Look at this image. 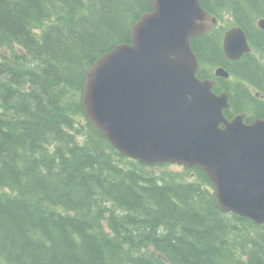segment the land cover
Listing matches in <instances>:
<instances>
[{"label":"trees","instance_id":"1","mask_svg":"<svg viewBox=\"0 0 264 264\" xmlns=\"http://www.w3.org/2000/svg\"><path fill=\"white\" fill-rule=\"evenodd\" d=\"M11 1L0 0V264H264V223L221 211L199 167L128 158L84 116L88 67L130 41L151 1L49 0L40 21ZM199 2L246 34L264 17V0ZM224 27L191 40L199 77L232 63ZM253 40L264 48V34ZM235 68L264 90V66L246 56ZM237 87L225 116L261 115L264 105Z\"/></svg>","mask_w":264,"mask_h":264},{"label":"water","instance_id":"2","mask_svg":"<svg viewBox=\"0 0 264 264\" xmlns=\"http://www.w3.org/2000/svg\"><path fill=\"white\" fill-rule=\"evenodd\" d=\"M130 28V41L98 56L83 81L88 122L122 154L142 163L199 166L214 186L222 211L264 223V117L227 119L229 92L196 76L190 39L216 21L199 0H150ZM264 29V18L258 20ZM241 27L224 33L228 58L248 50ZM216 76L227 77L222 67Z\"/></svg>","mask_w":264,"mask_h":264},{"label":"flooded vegetation","instance_id":"3","mask_svg":"<svg viewBox=\"0 0 264 264\" xmlns=\"http://www.w3.org/2000/svg\"><path fill=\"white\" fill-rule=\"evenodd\" d=\"M257 33H261L264 34V30L260 29L257 25V21L255 24H253V26L250 28L248 34H246V38H247V42L248 44H250L251 48L250 51L248 52H244L242 53L239 57L234 58V59H229L225 56L224 52H223V48H222V42H223V36L221 39V43L220 47H221V52L223 54V57L225 59H229L232 63H229L230 68L228 67L229 72L231 73V77L230 78H224V77H218L216 78V86L217 83H219V89L220 91L225 90V86L227 85V83H229V85L232 87L233 92H231V95L234 94V92H237V86L240 85L242 86L248 93L251 94L252 97H254L257 101L261 102L262 105H264V90L262 91L261 89L257 88L256 86H254L253 84H251L249 81L243 79L236 71L235 66L241 61L243 60L246 56H249L250 58H252L254 61H257L259 64H261L262 66H264V48H262L259 44L258 48L254 45V41L253 38ZM254 41V42H253ZM257 43V42H256ZM217 66H221V65H217ZM223 67V66H221ZM224 68V67H223ZM225 69V68H224ZM227 70V69H226ZM214 77V75L212 76ZM222 81V82H221ZM264 89V88H263ZM264 108V106H263ZM253 117H263L264 116V112H262L261 115H255L253 114ZM246 117V116H245ZM244 117V120H247V118Z\"/></svg>","mask_w":264,"mask_h":264},{"label":"rangeland","instance_id":"4","mask_svg":"<svg viewBox=\"0 0 264 264\" xmlns=\"http://www.w3.org/2000/svg\"><path fill=\"white\" fill-rule=\"evenodd\" d=\"M9 3L12 4V1L11 0H7ZM49 0H34V2H29V0H24V3H20V6H22L23 8H25L26 12H29L28 14L31 15V18H35L36 20L35 21H40L42 20V18L40 19L41 15H44V14H51L52 12H50V10L52 9L51 7H49V4H48ZM13 5V4H12ZM53 6V5H52ZM62 20L60 21V23H65L68 21V17L67 15H63L61 12L59 13V15ZM226 22L225 21H222L220 22V25H225ZM132 26V25H131ZM130 26V28H131ZM219 26V23H217L215 25V28H217ZM223 32V30L221 31ZM2 53L6 55V53L4 52V50H2ZM256 62V61H255ZM33 65V63H31ZM79 137H78V141H79ZM50 143L52 144V141H50ZM35 155H28V161L31 162L35 157ZM161 168L158 167L156 168L157 171H159ZM183 168L180 167L179 165H170V167H168V170H174V171H180L182 170ZM187 175V173H186ZM190 175L191 173L188 174L189 178H190ZM191 179V178H190Z\"/></svg>","mask_w":264,"mask_h":264},{"label":"bare ground","instance_id":"5","mask_svg":"<svg viewBox=\"0 0 264 264\" xmlns=\"http://www.w3.org/2000/svg\"><path fill=\"white\" fill-rule=\"evenodd\" d=\"M133 24V23H132ZM230 67V66H229ZM229 71V70H228ZM86 75V74H85ZM85 77V76H84Z\"/></svg>","mask_w":264,"mask_h":264}]
</instances>
